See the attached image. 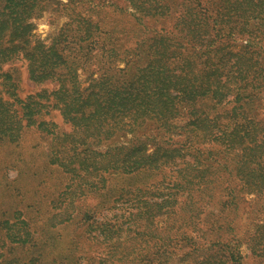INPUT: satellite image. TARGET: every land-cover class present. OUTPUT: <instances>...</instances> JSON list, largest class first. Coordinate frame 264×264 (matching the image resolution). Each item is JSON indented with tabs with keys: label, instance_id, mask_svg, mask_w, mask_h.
<instances>
[{
	"label": "rangeland",
	"instance_id": "1",
	"mask_svg": "<svg viewBox=\"0 0 264 264\" xmlns=\"http://www.w3.org/2000/svg\"><path fill=\"white\" fill-rule=\"evenodd\" d=\"M36 3L34 9L24 14L23 29L8 25L0 39V49L18 44L25 52L42 44L52 49L51 54L58 51L61 61L54 67L53 75L39 81L30 76L34 65L21 55L13 54L0 63L1 71L12 77L10 84L12 80L14 83L13 86L2 83L0 78V264H215L227 250L237 251L241 264H264L262 147L255 150L253 157L246 155L244 164L235 170L238 164L234 162V154L242 153L240 145L228 147L229 142L221 140L199 142L197 146L210 145L218 150L219 154L212 156L221 158V162L231 158L229 166H218L215 162V166H195L196 170L188 166L190 170L180 171L185 161L194 158L186 151L182 154L173 151L174 163L161 168L162 172L134 175L121 173L120 166H100L117 159L114 154L119 151V143L105 157L99 155L105 149L100 146L96 147L98 154L84 152L73 159L65 157V166H60L49 161L55 142L47 132L34 126L14 128L21 102L27 96L41 92L40 100L50 104L49 94L43 91L60 85L66 99L72 87L85 94L94 88L99 75L96 89L103 97L107 98L106 90L112 82L121 85L128 81L136 90L135 104L150 102L152 93H159L169 83L165 76L172 74L173 81L179 78L182 71L178 64L184 58H188L187 62L191 60L192 72L187 79L180 80L181 85L191 83L199 69L208 72L218 68L214 76L224 74L230 79L232 72H223L217 66L216 56H224L226 65L233 66L232 76L237 75V68L244 70V65H250L251 85H257L260 78L264 80L260 65L264 52L249 45L248 40L255 35V40L262 37L253 24L258 21L264 24V1L38 0ZM197 11L204 17L202 21L196 19ZM95 22H99L104 32L98 31L91 37L95 46L84 55L85 48L79 46L87 45V34L94 30ZM230 26L236 27L228 29ZM81 37L86 39L80 41ZM110 48L109 54L103 53V49ZM34 51L38 52L34 58L42 56L41 48ZM73 58L77 64L70 63ZM126 64L127 75H119L118 69ZM239 82L242 86L247 84ZM240 85H231L233 91L239 90ZM3 98H8L10 104L1 106ZM228 107L218 109L217 122L234 126L235 116ZM181 112L184 119L185 111ZM37 117L54 122L57 135L71 129L57 107H42ZM249 118L259 121V135L264 140V101H258L242 119L246 123L238 127L247 130ZM154 119L147 114L138 117L144 123L137 125L136 130L144 135L137 137L133 154L144 149L152 154L157 149V159L162 160L166 148L180 147L186 138L181 136V129L174 130L172 137L163 135ZM15 130L18 136L9 138L8 134ZM95 162L96 166H87ZM86 170H89L85 173L87 177L82 176ZM103 179L105 187H101ZM78 186L84 193L77 196L73 189ZM231 187L236 188L235 199L227 195ZM168 193L173 194V199L162 214L156 204ZM73 207L79 212L70 214L74 219L58 223ZM120 210L140 217L131 225L119 224L113 217ZM54 213L58 214L52 217ZM24 218L26 228L31 230L30 241L10 242L8 228L17 234V226ZM258 250L261 256L257 255Z\"/></svg>",
	"mask_w": 264,
	"mask_h": 264
},
{
	"label": "trees",
	"instance_id": "2",
	"mask_svg": "<svg viewBox=\"0 0 264 264\" xmlns=\"http://www.w3.org/2000/svg\"><path fill=\"white\" fill-rule=\"evenodd\" d=\"M2 1L3 5L0 7V39L5 35L8 25L17 28L18 30L24 28L25 23L23 16L28 10L34 9L37 5L36 1L38 0ZM23 5H29V8L26 9V6L22 8ZM203 18L204 17L200 12L197 11L196 19L202 21L201 19ZM257 23L258 24H253V26L255 27L258 36L260 32L262 37H258V39L255 40L257 37V35H255L251 40H248V44L258 46V51L264 52V44H260V42L264 40V24L259 21ZM92 26H94V30L87 34V38L89 39L87 45L82 46L79 43V48H85L84 50H86V54L84 55H87V53L92 50V47L95 46V40L92 39L95 34H98V31L104 32V29L99 22L93 23ZM242 26H244V24ZM235 27L236 26H230L228 29H233ZM137 34L140 35L141 30L138 31ZM18 37L22 36L18 35ZM84 39L86 38L81 37L80 41H84ZM35 48H41L42 50V56L38 59L34 58L38 53L34 51ZM35 48L23 52L21 51L22 46L18 44L9 47L4 46L0 49V63L12 58L13 54L21 55L30 60V63L34 65L30 68V76L34 80L39 81L40 79L48 78L54 74L56 71L54 67L61 61L60 53L56 51L51 54L50 50L52 49L45 48L42 44L37 45ZM111 50L112 48L103 49V53L109 54ZM252 51L254 52V50ZM108 54H106L105 57H108ZM244 57H246V54H244L243 58ZM216 59H218L217 66L221 67L223 72L226 71L228 73L229 71L233 74L235 70H232L233 66L226 65V58L224 56H216ZM66 61L68 60L63 59V62ZM187 61L188 58H184L178 64V67H180L182 72L181 75L178 76L179 78L174 80L176 83L173 81L172 74L165 76L167 82L173 84L167 83L162 91L157 94L155 92L152 93L153 100L146 102L145 104H142V102L135 104L137 102L136 90L135 88L130 87L128 81L126 84L121 85L112 82L109 90H106L107 98L103 97L101 92L96 89V80H99L100 75L93 83L94 88H91V90L85 94L79 91L78 88L72 87L67 96L69 98L66 99L63 91H61V85L49 92L43 91L44 93L49 94L47 99L51 101L50 104L43 103L40 100V97H42L41 92H38L35 95H29L21 102L20 114L17 122L14 123V128L24 129L34 126L41 132H47L50 139L55 142V145L51 146V156L49 161L50 163L58 164L60 166H65L63 160L65 157L73 159L76 155L84 152L97 153L96 147L100 146L105 147V149L104 151L101 150L102 152H99V155L105 157L106 154L114 148L115 144L119 143V151L114 154L117 159L113 163L108 161L100 163V166H120L121 173H132L134 175L141 174L142 172H162L161 168L174 163L175 160L172 159H174L175 156L171 154L173 151L181 154L183 153L182 151H186V153H189L194 158L185 161L184 167L179 168L180 171L190 170L188 166H191V169L194 170L198 169L195 166L200 168L204 166H215L217 164L218 166H229L231 158L228 162L226 160L221 162V158L219 159L212 156L213 154L217 156L219 154L218 150H214L210 145L197 146V143L199 142H216L217 140H221L222 142L228 141V147H230V145H233L234 147L240 145L242 153L234 154V162L238 164V166H235V170L244 164L246 155H251V157H253L256 153L255 150L258 151L259 147H262L260 155L264 154V140L259 135L257 127L259 121L256 122L253 121V118H249L247 120V130L238 127L246 123L242 119L248 114L251 108L258 101H264V80L260 78L257 85H251V74L253 72L250 70V65L247 67L244 65V70L242 68H237L236 76L228 74V77H231L230 79L226 78L224 74H221L219 77L214 76V73L218 68L209 70L208 72L199 69L195 72V76L191 83L181 85L180 80L187 79V76L192 72L189 65L192 62L191 60L190 62ZM70 63L77 64V60L73 58V60H70ZM260 65L263 66L264 70V56ZM64 66L67 67V65ZM189 68L191 70H189ZM127 69L128 67L126 64L125 67L119 68L117 73H119V75H127ZM0 78L2 79V83L5 81L9 84L12 79L11 75L7 72L1 71V68ZM233 78H236V80L232 83ZM133 79L134 78H132V80ZM239 81H246L247 84L242 86ZM230 84L235 85V87L240 85L239 90L234 92ZM10 85H14L13 80ZM257 88L260 89L256 91ZM152 91L154 90L152 89ZM100 98H102V100H100ZM8 100V98H3L1 106H6L8 103L10 104ZM46 106L57 107L63 119L71 125V129L69 131H63L57 135L55 128L56 124L54 122H48L42 119L39 120L37 114L42 107ZM224 106H229L228 110L235 116L234 126H231L229 123L222 124L217 122L218 119L215 114L219 108ZM181 110L185 111V115H183L185 117L184 119L181 116ZM125 113L126 115H124ZM146 114L155 118L152 121L158 124L159 130L164 131V133H162L163 135L172 137L174 130L181 129L183 135L178 134L179 132L174 134L186 138L185 142H180V147L169 146L166 148L162 160H160L161 158L157 159V149L152 154L148 153L145 149L137 152L135 151V154H133L134 148L138 145L136 144L137 137L144 135L143 132L138 133L136 130L137 125L140 127V125L144 123L139 122L138 117ZM155 123L153 124L154 128ZM146 126L150 125L147 124ZM18 134L19 133L15 130V132H10L8 137L14 139ZM123 135H130V137H122ZM128 150H130V153H128ZM201 155L203 156L202 159L199 158ZM254 159L256 160V158ZM215 162H217V164H214ZM87 166H96V162L95 164L92 163ZM257 166H260V163H258ZM158 169L160 170L156 171ZM252 170L255 171L254 169ZM88 171L89 170H86L84 174L88 173ZM84 174L82 176L87 177L88 174ZM105 181L106 180L103 179L101 187H105ZM73 190H75L74 194L77 196L84 193L81 186H78V188H74ZM235 190L236 188L234 187L229 188L227 190V195H230L235 199ZM227 198L229 199V197ZM172 199L173 194H166V196L161 198V201L158 202V204L155 203L158 206L157 210L162 214L165 211L167 212V207L171 205ZM167 203L168 205L165 206ZM160 206L162 208H160ZM74 211L78 212V209L73 207L65 217L59 219L58 223L62 224L73 220L74 216L70 217V214L74 213ZM57 214L58 213L52 214V217H55ZM139 217L140 215H137V213L120 210L114 215L113 219L119 224L127 223L131 225V223H134L136 218L138 220ZM4 223L8 226L7 221H4ZM21 223V225L17 226L19 231L17 234H12L11 231L13 230L8 228L6 234L8 235L10 242L25 244L30 241L31 230L26 228L28 225L26 218L22 219ZM100 231H103V229H100ZM257 255L261 256V250L257 251ZM238 256L237 251L227 250L226 254L217 258L215 264H241L238 261ZM160 261L161 260L158 262Z\"/></svg>",
	"mask_w": 264,
	"mask_h": 264
}]
</instances>
